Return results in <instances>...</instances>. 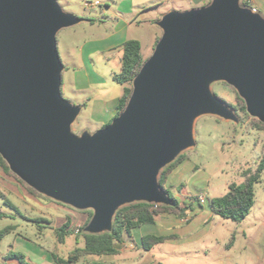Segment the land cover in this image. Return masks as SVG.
<instances>
[{"label":"water","instance_id":"water-1","mask_svg":"<svg viewBox=\"0 0 264 264\" xmlns=\"http://www.w3.org/2000/svg\"><path fill=\"white\" fill-rule=\"evenodd\" d=\"M82 20L58 0H0V154L39 193L92 210L84 231L97 234L125 205L174 204L160 175L196 146L199 116L240 122L214 81L235 87L264 123V16L242 0L164 13L124 110L76 134L82 107L63 95L57 34Z\"/></svg>","mask_w":264,"mask_h":264},{"label":"crops","instance_id":"crops-1","mask_svg":"<svg viewBox=\"0 0 264 264\" xmlns=\"http://www.w3.org/2000/svg\"><path fill=\"white\" fill-rule=\"evenodd\" d=\"M104 1L107 10H114L113 19L116 20L113 21L114 25L107 33H95L85 40L77 49L78 53L74 61H64L62 90L69 94V99L73 103L82 107L81 115L85 116L88 123L82 127V132L84 130L95 132L118 116V105L124 86L115 79L114 75L121 68L124 42L128 39H137L142 43L143 50L144 38L150 41L145 34V29H149L146 23L151 21L152 26L157 28V22L164 13L201 7L212 0ZM249 2L248 6H252L264 16V0H249ZM91 4L102 5V2L95 1ZM90 22L97 23L92 20ZM133 30H137V35L133 36ZM151 33L153 50L160 32L153 29ZM66 71H69L67 78ZM194 164L191 160H184L171 172L165 183V188L175 189V197L182 204L193 205L194 210L189 211L187 216L178 217L174 213H160L156 216L155 223L135 227L131 235H125L122 242H117V253L87 256L74 264H187V259L190 258L199 260L202 264H239V259L233 250H236V245L239 246L241 236L245 244L248 242V246H243L244 249L249 247L251 256L254 252L255 264H262L258 262L262 255L257 250L258 239L255 241L246 228L234 227L223 236L213 233L214 229L207 228V223L215 219L218 214L214 213L210 205L212 198L209 196L210 180L199 174L201 168L194 169L196 167ZM183 182L188 184L180 188ZM0 192L5 195L4 198H19L28 203L29 208H35L31 211H34L35 216L43 218L44 222H42L45 225L40 234L41 241L26 242L16 236L8 251H20L31 264H60L55 260L54 254L66 257L76 247L84 246V239L78 237L74 229L78 226H86L90 218L87 210H77L63 203L46 201L43 197L29 193L22 183L13 175L7 174L1 165ZM11 201L15 204V200ZM205 207L209 209L208 215L202 221L205 227L197 231L195 218L201 214L200 209L204 210ZM68 219L71 220L73 232L68 234L63 242H59L55 228L63 225ZM244 220L237 222L242 224ZM263 231L264 226L257 229L256 236H260ZM146 236H164L166 239L147 249L143 245V238ZM47 242L50 243L49 247L46 246ZM67 242L72 243V249L62 254L60 246ZM8 251L2 254L4 259L0 264H21L16 258L5 259Z\"/></svg>","mask_w":264,"mask_h":264},{"label":"rangeland","instance_id":"rangeland-1","mask_svg":"<svg viewBox=\"0 0 264 264\" xmlns=\"http://www.w3.org/2000/svg\"><path fill=\"white\" fill-rule=\"evenodd\" d=\"M95 1L102 2V5L91 4ZM104 2V0H58V3L64 11L75 14L83 19L78 24L62 28L57 34L58 49L63 62L74 61L78 53L77 49L82 46L85 40H88L95 33L104 34L110 31L115 23L113 21H116L113 19L114 10H107L106 3L104 4ZM110 5L112 6V1ZM91 19L92 21H97V23L90 22ZM146 24L149 25V29H145V34L147 38L149 37L150 41L144 38L142 41V51L144 57L149 58L153 53L151 43L153 36L151 31L157 29V32H160L159 35L161 36L162 29L159 26H157V28L156 26H152L151 21ZM132 34L133 36L135 34L137 35V30H133ZM68 73L69 71L65 72L66 78ZM211 90L219 97L235 105L234 111L238 114L240 122L225 120L224 118L211 114L199 116L194 124V136L197 142L196 146L184 151L186 155L184 160H191L195 163L194 166L196 167L194 169L201 168L199 174L202 176L204 175L207 180H210L209 196L217 197L227 192L228 186L232 181H243V173L245 170L249 168L255 169L257 167L264 153V131L255 128L253 117L248 113L247 108L246 111L242 110L243 104L238 100L237 96L240 95L235 87L225 81H214L211 84ZM63 95L69 99V94L67 92H63ZM69 100L71 101V99ZM81 112L76 119L77 123L75 122L73 125V130L76 134H81L82 127L88 125L85 116L81 115ZM177 166H179V164ZM176 167L169 172L168 177ZM186 184L188 183L183 182L180 188H184ZM22 186L31 193L26 185L22 184ZM255 187V206L242 224H239L237 221L224 219L218 215L215 219L211 220L210 223H207V228L214 229L213 233H218L219 236L227 234L234 229V227L246 228L249 234H252L251 237L253 239L255 238V241L258 239L259 249L257 250L262 254L258 262L264 264V231L260 236H256L257 229L259 230V228L264 226V171L262 173V180L257 183ZM170 191L175 195V189L171 187ZM4 197L5 195L0 192V211L7 213V216L0 218V229L8 225H15L16 229L7 234L0 243V262L4 259L2 254L8 251L10 244L13 243L16 236L26 242L41 241L40 238L42 239V236L40 234L45 226L43 224L44 221H31L21 214H17L5 203V199L8 198ZM10 199L15 200V204L18 205L23 215L28 214V216L32 218L37 217L34 215V211H31V209L34 210L35 208H29L28 203L19 198L10 197ZM43 199L46 201H56L49 197H43ZM64 205L70 206L68 204ZM206 207L204 210L200 209L201 214L195 218L197 231L205 227L202 221L209 213V209ZM75 234L77 235L78 233L75 232ZM238 235L240 234L238 233ZM241 238L242 240L238 242L239 246L236 245V250H233V253L238 257L239 264H255L256 258L254 252H252L253 254L251 256L249 247L244 249L243 246H248V242L245 244L243 236H241ZM49 245L50 243L47 242L46 246L49 247ZM240 246L241 249H239ZM60 248L62 254H66L68 250L72 249V243L67 242L62 244ZM16 252L21 253L20 251ZM187 264H202V262L190 258L187 259Z\"/></svg>","mask_w":264,"mask_h":264},{"label":"trees","instance_id":"trees-1","mask_svg":"<svg viewBox=\"0 0 264 264\" xmlns=\"http://www.w3.org/2000/svg\"><path fill=\"white\" fill-rule=\"evenodd\" d=\"M244 5H250L249 0H243ZM92 20V19H91ZM160 35L156 38L153 45V50L157 44ZM147 60L143 56L142 43L137 39H128L123 44V55L120 71L115 73V79L124 86V90L118 105V115L126 107L128 100L131 96L133 90V80L137 73L140 71L142 65ZM238 100L243 104L242 110L246 111V105L243 98L237 96ZM233 105L235 108V105ZM253 124L255 128L264 131V123L257 118L253 117ZM185 154L182 153L175 161L169 164L160 175V183L163 189L169 192L173 205H163L154 204L148 202H135L121 207L115 216L114 227L112 231L91 234L84 231V227L81 228L80 232L77 234L78 237L84 239L83 247H76L66 257H60L54 254L55 260L60 264H74L79 262L82 258L87 256H103L109 254H115L118 252L116 247L117 242H122L125 235H131V231L135 227L142 226L146 223H155L156 216L160 213L168 212L174 213L178 217L187 216L189 211L194 210L193 205L182 204L175 195L167 188H165V183L168 178L169 172L180 164L185 159ZM0 165L3 167L7 174L13 175L20 183L26 185L31 193L46 197L45 195L39 193L34 188L27 185L23 180H21L17 175H15L7 162L3 159L0 154ZM264 171V153L257 164L255 169L249 168L244 171V180L241 182L232 181L228 190L222 196L210 198V205L215 214L221 217L233 221L244 220L251 212L253 206L256 202V184L262 180V173ZM5 203L17 214H21L28 220L35 222L44 221L40 217H29L28 215H23L10 199H5ZM90 218L93 215L91 210H88ZM7 216L6 212L0 211V218ZM89 218V220H90ZM89 222V221H88ZM87 224V223H86ZM16 229L15 225H8L0 229V243L2 239L9 233ZM71 220L68 219L63 225L55 228V233L58 237L59 242H63L65 237L72 233ZM166 238L164 236H146L143 238V245L145 248L149 249L154 244L164 241ZM6 259L16 258L21 264H31L25 260V255L23 253L15 252L9 250L5 256Z\"/></svg>","mask_w":264,"mask_h":264},{"label":"built area","instance_id":"built-area-1","mask_svg":"<svg viewBox=\"0 0 264 264\" xmlns=\"http://www.w3.org/2000/svg\"><path fill=\"white\" fill-rule=\"evenodd\" d=\"M254 9H255V8H254ZM255 10H256V9H255ZM81 228H82L81 226L76 227V228H75V232H76V233H79L80 230H81Z\"/></svg>","mask_w":264,"mask_h":264}]
</instances>
